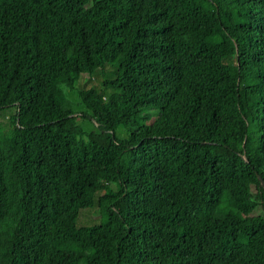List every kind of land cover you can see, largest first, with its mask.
<instances>
[{"label":"trees","instance_id":"trees-1","mask_svg":"<svg viewBox=\"0 0 264 264\" xmlns=\"http://www.w3.org/2000/svg\"><path fill=\"white\" fill-rule=\"evenodd\" d=\"M0 264H264V0H0Z\"/></svg>","mask_w":264,"mask_h":264},{"label":"rangeland","instance_id":"rangeland-1","mask_svg":"<svg viewBox=\"0 0 264 264\" xmlns=\"http://www.w3.org/2000/svg\"><path fill=\"white\" fill-rule=\"evenodd\" d=\"M109 73H110L109 70H107L106 74L109 75ZM97 80H98L97 78L95 79L94 77H91L89 80H86L85 83L92 82V83L97 84L98 83ZM61 90H62V93L64 94V96L69 100L70 108L72 111H74L76 113L85 112L83 106H81L77 102V98H76L74 91H69V90L65 89L64 87H61ZM77 123L85 131H92L94 129L93 123L87 121L86 119H83L81 121L80 119L77 118ZM116 134H117L118 138L123 137L122 130H117ZM244 186H245V188H247L249 186V182L248 181L245 182ZM94 211H95V200H93L91 206H89L88 208H83V209H80L78 211L77 218L75 221V225L76 226L77 225H88V224L96 222L97 220H96V217L94 215ZM209 213H210L209 210H205V209L200 208L197 211V216L200 218H204V217L208 216Z\"/></svg>","mask_w":264,"mask_h":264}]
</instances>
